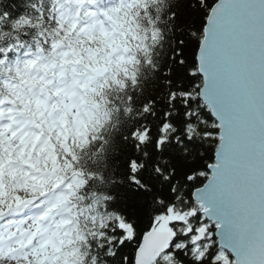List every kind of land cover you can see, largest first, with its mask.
Returning a JSON list of instances; mask_svg holds the SVG:
<instances>
[{"label":"snow or ice","instance_id":"1","mask_svg":"<svg viewBox=\"0 0 264 264\" xmlns=\"http://www.w3.org/2000/svg\"><path fill=\"white\" fill-rule=\"evenodd\" d=\"M124 7L0 0V84L26 82L45 59L74 64L59 47L69 26H106ZM137 7L136 19L147 13L152 25L153 48L141 59L151 75H133L111 131L106 111L88 136L93 158L78 191L57 174L22 184L23 197L0 186V220L21 217L15 231L0 225V264H264V0ZM60 71L66 90L84 83L82 68ZM9 103L0 96V107ZM8 163L0 142V168ZM22 167L32 179V161Z\"/></svg>","mask_w":264,"mask_h":264},{"label":"trees","instance_id":"2","mask_svg":"<svg viewBox=\"0 0 264 264\" xmlns=\"http://www.w3.org/2000/svg\"><path fill=\"white\" fill-rule=\"evenodd\" d=\"M129 1L131 4L130 21L134 28V38L131 40V45L134 52L132 62L126 66L123 73H117V78L115 80H108L100 88H98L92 99L93 103L91 104V122L84 132L83 138L77 139V137L73 135L67 142L68 150H58L55 165L60 171V176L63 175L66 179L71 178V191H78L79 188H82V184H80L82 179L80 169L84 168L86 172L87 161L93 158L88 155V153L91 151V149L88 147V136L99 131L97 125L101 124V118L105 116L106 111L112 112L114 114L111 119V124L104 128L106 133L111 131V127L116 123V110L118 108L125 107L127 103V97H129L133 92V75H135L137 72H139L141 77H143L146 72L148 75H151V70L147 68V62L141 64V59H144L146 53L153 48V40L151 38L152 25L144 24V18L147 16V13H145V17H141L140 20L136 19L138 16H140L139 8L137 7V5L140 4V0ZM155 52L156 54L161 55L162 58L160 49H155ZM9 63L12 64L14 68L16 58L11 59ZM137 91H139V89H137ZM0 94H7L6 89L3 88V84H0ZM94 139L95 136H93V140ZM68 156H71V160L67 159ZM73 162L76 163L75 170L73 169ZM48 165H50L49 162ZM12 191L13 194H15L16 191H19L20 195L23 197L27 194L28 190L15 185ZM74 203L75 206L73 209V214L76 218V212L78 211L77 205L80 203V201L74 199ZM80 224L83 225V220L80 221ZM74 237L76 239V232H74Z\"/></svg>","mask_w":264,"mask_h":264},{"label":"water","instance_id":"3","mask_svg":"<svg viewBox=\"0 0 264 264\" xmlns=\"http://www.w3.org/2000/svg\"><path fill=\"white\" fill-rule=\"evenodd\" d=\"M96 76H97V77H104V73H103V71H102L101 73H97ZM156 246H159V245H158V242H156Z\"/></svg>","mask_w":264,"mask_h":264},{"label":"rangeland","instance_id":"4","mask_svg":"<svg viewBox=\"0 0 264 264\" xmlns=\"http://www.w3.org/2000/svg\"><path fill=\"white\" fill-rule=\"evenodd\" d=\"M7 227L11 228L12 231H15V229H13L10 224H7ZM12 263H15V262H12Z\"/></svg>","mask_w":264,"mask_h":264}]
</instances>
